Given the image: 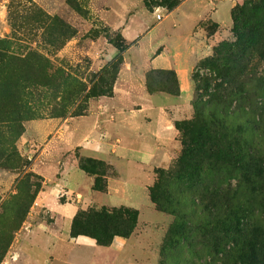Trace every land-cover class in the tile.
<instances>
[{"label": "rangeland", "instance_id": "374dc122", "mask_svg": "<svg viewBox=\"0 0 264 264\" xmlns=\"http://www.w3.org/2000/svg\"><path fill=\"white\" fill-rule=\"evenodd\" d=\"M251 1L259 0L236 6ZM171 6L170 0H0V264H163V255L169 251L166 238L176 216L160 211L152 191L181 157L182 135L176 123L192 120L195 99L202 95L207 100L214 93V87L205 88V79H211L213 85L220 82L215 72L198 66L213 57L218 45L233 41L236 6L226 25L202 22L196 27L193 37L203 39L195 45L198 58L189 72L194 96L184 107V117L176 116L178 134L167 149L154 155L151 164H155L148 165L143 153L135 149L137 143L129 140V127L140 122L138 107H122L130 116L121 129L115 92L113 97H99L98 87L101 71L122 56L117 82L122 86L134 81L137 88L133 92L140 102L146 104L143 95H152L147 88L150 84L166 94L164 86L176 88L178 75L172 68L147 71L144 80L139 75L140 66L147 63L145 57L154 58L157 52L153 48L157 43H152L159 37L154 40L151 36L168 33L177 22L174 19L182 20L181 11L165 19L149 36L175 10ZM120 15L126 16V22L117 28ZM188 28L184 23L181 26L184 33ZM133 66L138 68L135 78ZM97 135L100 142L111 145L104 157L88 152ZM121 145L136 153H115ZM118 162L122 173L130 177H122ZM135 173L154 178L147 192L137 186L135 195L125 186ZM44 191L52 194L51 200L40 203ZM110 192L120 196H106ZM251 199L249 206L254 211L238 217L240 225L233 235L256 264H264V234L257 228L264 214L258 218L254 213L262 200L259 196ZM68 204L78 210L66 236V216L57 209ZM120 205L124 206L117 208ZM119 209L138 213L133 234L116 236L128 240L125 248L102 246L85 235L81 236L94 240L95 246L73 242L76 218L81 230L97 232L108 227L107 223H87V216ZM187 230L190 236L203 237V231ZM209 242L204 239L200 247L214 248Z\"/></svg>", "mask_w": 264, "mask_h": 264}, {"label": "trees", "instance_id": "16d2710c", "mask_svg": "<svg viewBox=\"0 0 264 264\" xmlns=\"http://www.w3.org/2000/svg\"><path fill=\"white\" fill-rule=\"evenodd\" d=\"M170 1V9L180 4ZM232 13L233 41L218 45L213 57L198 66L215 72L220 82L213 85L205 79V88L214 87V93L207 100L202 95L195 99L192 120L176 123L182 135L181 157L152 191L160 211L176 216L163 264H232L237 259L234 264H256L233 233L240 225L238 217L253 210L249 205L254 196L262 200L254 213L258 218L264 214V0L237 5ZM122 64L119 56L101 71L99 97H113ZM147 88L159 92L151 84ZM162 89L172 96L181 94L178 78L176 88ZM94 220L108 227L89 233L76 218L71 236H90L108 246L116 236L133 234L138 213L102 211L88 215L85 222ZM261 225L257 228L264 234V221ZM190 227L203 231V237L190 236ZM204 239L218 248L202 249Z\"/></svg>", "mask_w": 264, "mask_h": 264}, {"label": "crops", "instance_id": "0c3cea01", "mask_svg": "<svg viewBox=\"0 0 264 264\" xmlns=\"http://www.w3.org/2000/svg\"><path fill=\"white\" fill-rule=\"evenodd\" d=\"M180 4L175 10L168 13L165 18L158 23V25L154 26L149 33V36L152 35L155 27L161 26V23L168 18H172L176 14H179L181 11L183 12L182 20L174 19L177 21L173 25V29L167 31L168 33L159 36H151V39L155 40V37H159V40L154 41L152 45L157 43L154 48V51H157L154 58L145 57V61H147L146 65L142 63L143 66H140L139 75H142L143 80L145 77V73L150 70L157 69H174L176 74L178 75L179 84L181 94L180 96H172L163 92H157L154 94L143 95V102H140L138 98H135V93L133 92L135 88V82L129 81L125 82L122 86L120 85V81L117 82L115 88V98L113 100L119 101L118 107L119 109L115 110L117 112V117L122 122V125L119 128H124V120L127 119L130 115H127L125 110L122 108L123 106L136 105L138 110L136 112L137 118H139L140 122L138 125L131 126L129 128L132 129L131 135H129L131 143H137V147L135 148L137 152L143 153L144 159L147 164L150 165L151 162L154 161V155L157 153L163 152L166 146L169 145L168 142L170 140H174L177 136V131L175 129V122L178 121L176 116L184 117V107L189 106L193 96H194V88L192 85V80L190 78L189 72L191 71L192 65L196 62L198 55L195 52V45L199 41H202L201 38H194L193 34L195 33V29L202 22H218L220 24L226 25L229 21V16H231L232 9L238 3H243L245 0H179ZM126 16L120 15L118 18L117 28L123 27L126 22ZM182 21V23H181ZM227 21V22H223ZM111 23H116V20H113ZM188 25V31L183 32L181 26ZM112 24V25H114ZM205 36V35H203ZM195 43V44H194ZM162 51L158 53V51ZM144 58V57H143ZM142 58V59H143ZM136 68V69H135ZM137 67L133 66L132 76L135 78ZM122 72L120 73L121 76ZM144 85V84H142ZM144 87V86H142ZM143 94L145 92L143 91ZM174 98V99H172ZM121 100V101H120ZM174 109H176L177 114H174ZM182 111V112H180ZM189 112V111H188ZM173 114V115H172ZM135 134V135H132ZM135 139L133 142L132 139ZM120 140V139H119ZM126 140V137L125 139ZM128 140V141H129ZM157 141H161L159 145ZM143 142L145 143L143 146ZM128 143V142H127ZM109 143L100 142L99 136L94 137V142L90 143V151L95 155H107L109 148ZM142 146V147H141ZM130 148H127L126 145L123 147L122 145L114 151L119 154H135L136 150L129 151ZM89 150V149H88ZM105 159V158H104ZM150 162V164H149ZM119 164V162H118ZM155 164V163H153ZM151 164V165H153ZM122 177L129 173H122L121 165L116 166ZM131 174H129L130 177ZM141 178H144L143 181ZM132 179V180H131ZM131 183L125 186H128L129 190L134 191L136 195L137 186H143L146 192L154 183V178L148 176L147 174L142 177L140 174L137 177V173L132 174ZM141 184V185H140ZM79 186V185H78ZM77 186V187H78ZM48 188V187H47ZM110 190L114 192H119L117 189L112 188L110 186ZM55 191V190H54ZM106 195V194H105ZM135 195L132 196L135 197ZM52 194L48 193V191H44L39 196L38 200L40 203L48 201L51 198ZM106 196H120L110 194ZM51 200V199H50ZM48 203V202H46ZM124 205L117 206V208L123 207ZM55 210V209H54ZM78 208L74 204L63 205L62 208L57 209V212L66 216L65 220L67 223V231L66 236L71 231V225L73 218L77 213ZM73 242L76 245L93 247L95 246L94 240L85 236H78L76 238H72ZM128 240H125L121 237H115L112 241V245L110 248L115 249H123L126 247Z\"/></svg>", "mask_w": 264, "mask_h": 264}]
</instances>
